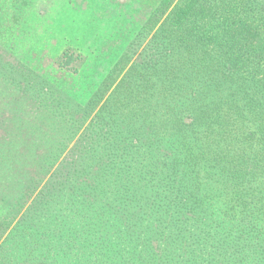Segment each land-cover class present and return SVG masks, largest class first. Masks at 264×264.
Listing matches in <instances>:
<instances>
[{
	"label": "trees",
	"instance_id": "obj_1",
	"mask_svg": "<svg viewBox=\"0 0 264 264\" xmlns=\"http://www.w3.org/2000/svg\"><path fill=\"white\" fill-rule=\"evenodd\" d=\"M135 1L85 102L0 61V264H264V0Z\"/></svg>",
	"mask_w": 264,
	"mask_h": 264
},
{
	"label": "rangeland",
	"instance_id": "obj_2",
	"mask_svg": "<svg viewBox=\"0 0 264 264\" xmlns=\"http://www.w3.org/2000/svg\"><path fill=\"white\" fill-rule=\"evenodd\" d=\"M137 3L0 0V61L16 59L74 99L83 94L85 102L142 26ZM67 47L87 58L78 75L56 65Z\"/></svg>",
	"mask_w": 264,
	"mask_h": 264
}]
</instances>
